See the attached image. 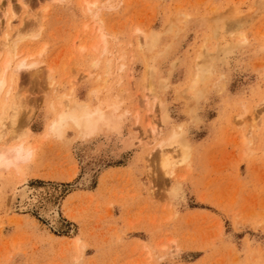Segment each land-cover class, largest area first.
<instances>
[{
  "label": "rangeland",
  "instance_id": "1",
  "mask_svg": "<svg viewBox=\"0 0 264 264\" xmlns=\"http://www.w3.org/2000/svg\"><path fill=\"white\" fill-rule=\"evenodd\" d=\"M257 1L0 0V12L15 14L8 27L0 24L1 44L39 25L36 37L17 44V60L41 63L14 76L13 92L26 103L16 128L30 132L23 140L34 155L23 177L0 173V264H264V8ZM233 21L243 23L235 30ZM202 61L211 62V75L192 98ZM69 93L100 112L111 100L117 128L82 137L69 125L61 138L49 134L55 104ZM175 133L184 149L164 147L180 159L164 170L158 145ZM24 183L31 206L18 211L16 202L9 212ZM49 204L55 222L43 213Z\"/></svg>",
  "mask_w": 264,
  "mask_h": 264
},
{
  "label": "bare ground",
  "instance_id": "2",
  "mask_svg": "<svg viewBox=\"0 0 264 264\" xmlns=\"http://www.w3.org/2000/svg\"><path fill=\"white\" fill-rule=\"evenodd\" d=\"M53 1H56V0H53ZM92 4H94V3H92ZM257 6L260 7V8H264V0H258L257 1ZM8 8H7L6 11L4 10V12H0V24L3 22V20H5L6 25H7L6 27H8L9 23H10V17H8V15L9 14H12V15L14 14V12H12L13 9L11 7L9 9ZM88 11L89 12L92 11L90 9V6L88 8ZM92 15H94V12H93ZM96 16H97V14H96ZM96 16L94 15V17H96ZM36 17H37V15H36ZM38 18H40V17H37V19ZM232 23H235V24H232L231 27L234 26V27L238 28V26H241L240 24H242L243 22H240V21L239 22H234L233 21ZM38 24H39V22H38ZM38 26H35L33 28H37ZM231 27H229V28H231ZM33 28H32V30L30 29L33 32L31 34L29 32L28 34H30V35H28V36L34 38V37H36L38 35L39 31L37 30L38 28L35 29V30H33ZM0 31H1V29H0ZM14 32H15V30H14ZM4 36H5V34H4ZM28 36H27V33L24 34V32L19 30L17 32V35H16L15 39L11 35H7L6 34V36L4 37L5 38L4 42L1 44V41H0V44L2 45L1 48H0V57H1V55L3 57V59H2L3 61H2V64H1L2 70H1V73H0V173L2 171L3 172L7 171V172H12L15 175L20 176V177L24 176L22 164H24V163H26L28 161H31V159H32V157L34 155V149L27 143V141L23 140V137L26 138L30 132L28 130H26L24 134H23V131H21L22 133H18L17 128H16V124L18 122L17 120L19 118H22L23 114L25 113L24 112V108L26 110V107H25L26 103L24 101L25 98L24 97H23L24 99L21 98L20 94L17 93L19 91L13 92L14 91V76H16V74L19 75L22 72L23 73L24 72H27V73L29 72L30 73V71L34 70L35 67H38L39 66L38 64L40 63V62L39 63L33 62V61L27 60L25 58L17 60V56H19V54L17 53V44L19 42L23 41ZM100 40L102 42V44L101 43L100 44L103 47L101 55L104 56L105 54L108 53L107 43H106V40H104V39L102 40L100 38ZM142 45H143L142 47L146 48V45H147L146 37L142 41ZM85 49L86 48L84 47V45L81 46L80 52L83 53V51H85ZM200 49H201V47H200ZM32 57L33 56H31L29 58H32ZM123 58H124V56H123ZM201 58L203 59V57H201ZM119 59H121V57ZM94 62L95 63H93L92 65L93 66L94 65L97 66V64H98V63H96L97 60L94 61ZM109 62L110 61L107 62L108 66H106V69H107L106 70L107 73L105 72L106 76L109 73L108 72L109 71L108 70ZM210 63L208 61H206V62L202 61L200 66L197 67L198 69L197 70L195 69L196 70L195 71L196 72L195 73L196 74L195 75V79L193 78L194 81L192 79L193 82L192 81L190 82L191 85H189L190 87L188 86L189 89L187 87V89L189 91L193 92L192 94L189 92L190 93V97L196 98V95L197 96L199 95V92H200V91H198L199 84L206 77H208L207 75H209L211 73V64ZM122 67H123V65L121 66V68ZM49 72H51L50 69H49ZM146 72H147V70H146ZM147 75H146V77H148V78L147 79H146V77H144V78L148 82V90L150 92L149 95H151V99L153 101L152 97H154V94H152V88H153L152 81L154 80L155 76H154V73L152 71H149ZM104 81H105V79H104ZM57 88H58V85H56L53 89L57 90ZM184 90H186V89H184ZM188 90H186V92ZM52 92H54V91H52ZM193 94H195V95H193ZM193 96H195V97H193ZM146 97L147 98L144 100V102L148 104V98L150 96L149 97L146 96ZM64 98H67V101H65ZM108 101L106 100V102H104V105H105L104 108L105 109H104V111L100 112V111H97L96 109L91 108L93 106L90 107V106H88L85 103H80V102L72 99V94L71 93H69L68 96L67 95L63 96L62 95L61 98L59 99V101H57L56 104H55L58 107L57 108L58 110H57L55 116L49 121L46 130H47V132L49 134H52V135H54L57 138H61L62 135H63L64 129L66 127L68 128L69 125L73 126L74 129L78 132L79 136H82V137L83 136H90V135L92 136L94 133H98L102 128L109 129V130L110 129H112V130L116 129L118 124H119V116L120 115L116 114L117 110L113 106L114 105V104H112L113 102L111 103V100L109 102ZM102 105H103V101H102ZM50 106H51V104H50ZM147 107H148V105H147ZM118 109H119V107H118ZM150 111L153 112L152 108H151ZM27 112H28V110H27ZM26 114H28V113H26ZM26 117H27V119H26ZM26 117L24 119H26V122H27V120H29L30 118L27 115H26ZM24 119H22L23 122H24ZM19 122H21V121H19ZM24 123L22 124V127H23V125L26 124V123L25 124ZM19 125H21V124H19ZM144 134H146V133H144ZM157 135H158V131H157L156 127H153L152 129H150V136L152 138H154ZM152 140H155V139H152ZM141 142H142L141 139H139L138 143H141ZM152 142L153 141H151V143ZM148 143H150V142H147V144ZM171 145H172V148L175 146V147L180 148L182 150L184 149V144H182L180 142V136L178 134H176V133L173 134L171 138H169L168 142H161L158 145L160 159H161V165L164 168V170L169 169L170 166H172V167H174V165L176 166L177 162L180 161V159H179V161L175 160L176 162L173 161V159L171 157L173 153H171V156H170V153L168 151H165L164 147L171 146ZM175 150H176V148H175ZM175 150H173V152H175ZM177 150L179 151V152L177 151L178 154H179L178 157L181 158V156H183L184 154L181 155L180 154V150L179 149H177ZM185 157H182L183 158L182 160H184ZM174 159H176V157ZM171 161H173V162H171ZM173 163H174V165H173ZM171 172H172V170H171ZM31 193L32 192L28 188V186L25 183L22 184L21 189L19 191H17V192L13 191L12 192L11 202L8 203V205L9 204L10 205H9L7 210L9 212H11V211L13 212L16 209L18 211H22V210L26 209V206H31V203L33 202V201H31V197H30ZM34 200H35V198H34ZM16 202L19 205L16 204L17 207H16V209H14V204ZM43 213L52 222H55L57 220V213H56V210L53 208V205L49 204L47 207H45V210H44ZM80 248H82V247H80ZM80 254H81V252H80ZM78 258H80V257H78Z\"/></svg>",
  "mask_w": 264,
  "mask_h": 264
}]
</instances>
